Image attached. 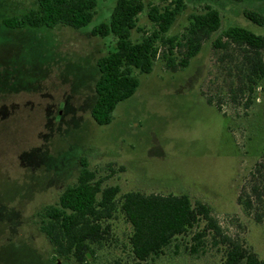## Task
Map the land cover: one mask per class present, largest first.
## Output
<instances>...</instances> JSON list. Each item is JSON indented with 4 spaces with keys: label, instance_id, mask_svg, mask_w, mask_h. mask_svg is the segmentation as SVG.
Masks as SVG:
<instances>
[{
    "label": "rangeland",
    "instance_id": "rangeland-1",
    "mask_svg": "<svg viewBox=\"0 0 264 264\" xmlns=\"http://www.w3.org/2000/svg\"><path fill=\"white\" fill-rule=\"evenodd\" d=\"M185 11L166 34L179 36L188 16L205 5L217 10L220 29L182 70L171 72L157 59L149 74L138 75L135 94L119 103L113 120L99 126L91 118L95 102L96 61L114 49L112 36L92 37L108 22L116 0H97L85 27L8 29L7 17L35 8L34 0H0V264H78L51 259V247L38 229L36 214L53 205L74 183L83 158L119 195L185 194L208 205L221 227L237 234L264 260V226L237 204L239 189L264 150V85L259 83L249 108L222 111L208 105L227 93L231 66L212 42L228 27L264 34L243 16L264 17V0H184ZM145 9L137 26L153 28ZM141 33L132 31L131 38ZM227 53V52H226ZM228 54L235 52L228 51ZM234 85V84H233ZM107 233L86 264H130L131 227L121 213L106 221ZM192 229L148 264H223L222 246L204 238L202 253L189 254Z\"/></svg>",
    "mask_w": 264,
    "mask_h": 264
},
{
    "label": "trees",
    "instance_id": "trees-1",
    "mask_svg": "<svg viewBox=\"0 0 264 264\" xmlns=\"http://www.w3.org/2000/svg\"><path fill=\"white\" fill-rule=\"evenodd\" d=\"M34 2L35 8L4 18L1 24L13 30L51 29L59 25L78 30L92 21L97 6V0ZM145 9L153 28L150 32L137 26L138 15ZM185 9L184 0H116L109 21L91 29L92 37L112 36L115 40L114 49L96 61V99L90 115L97 125L111 123L116 106L137 91V76L149 74L157 59L163 61L168 71L185 69L202 45L220 29L218 11L205 5L202 12L188 16L182 34L167 37ZM243 16L258 27L264 26V17L257 12L245 10ZM132 31L141 33L140 39L132 40ZM212 47L224 52L221 61L231 66L228 74L232 73L230 78L236 77V82L230 80L227 93L216 100L204 95L206 103L218 111H222L224 101L232 108H249L255 88L259 83L264 85V34L231 26L221 32ZM103 180L82 158L74 183L61 191L53 205L36 214L38 229L51 247L53 261L71 258L78 264H86L94 256L93 247L99 246L107 233L109 227L103 224L119 212L131 227L130 264H148L178 237L198 228L199 223L203 226L191 236L189 254L202 253L204 238L209 236L214 246L224 248L223 264H264L243 238L221 227L205 203H192L185 194L130 191L119 195L118 186L104 187ZM236 201L246 216L264 226V150L244 179Z\"/></svg>",
    "mask_w": 264,
    "mask_h": 264
}]
</instances>
